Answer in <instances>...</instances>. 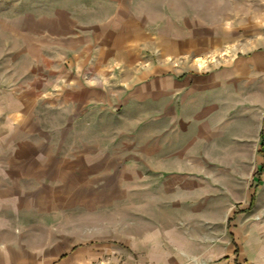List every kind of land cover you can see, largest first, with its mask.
<instances>
[{"label": "crops", "instance_id": "crops-1", "mask_svg": "<svg viewBox=\"0 0 264 264\" xmlns=\"http://www.w3.org/2000/svg\"><path fill=\"white\" fill-rule=\"evenodd\" d=\"M195 2L16 0L0 18V264H264L259 226L222 239L194 218L206 146L240 141L246 65L196 69L229 25ZM136 195L143 220L117 223L115 200L129 215Z\"/></svg>", "mask_w": 264, "mask_h": 264}, {"label": "rangeland", "instance_id": "rangeland-1", "mask_svg": "<svg viewBox=\"0 0 264 264\" xmlns=\"http://www.w3.org/2000/svg\"><path fill=\"white\" fill-rule=\"evenodd\" d=\"M15 1L0 0V18L13 13L11 10ZM195 4L200 12L205 14L199 18L210 26L215 24V27H218L224 24L223 27L226 28L229 25L226 31H212L207 34L225 42L224 44L223 41L216 42L214 47L206 50L202 55L207 61L205 67L199 68L195 65L196 69L205 71L212 67L221 68L227 61L237 60L245 62L247 66H244L242 80L236 83L235 90L238 109L235 124L238 126L237 136L240 141L230 142L233 134L227 133L218 139L221 142L206 146L209 156L206 167L209 174L207 177L201 176L197 179L203 183L199 195H202L206 205L203 209L195 211L194 218H201L209 224L218 221L219 227L222 225L220 233L214 231L213 234H208L209 237L220 236L223 239L229 233V238H232L238 230L247 236L254 225L259 226L261 235H264V172L256 182L251 181L255 166L258 164L264 166V145L261 152L262 145L257 139L259 133L264 132V115L261 120L264 113V0H196ZM227 10L230 11L229 15L226 14ZM109 124L112 127L111 121ZM116 130L114 127L111 129L110 143L113 161L118 162L117 157L120 155L118 146L121 144L119 141L124 137L114 133ZM245 138L253 140L246 141ZM123 168L113 166L112 171L120 175L124 173L121 171ZM220 170H223V174ZM132 191L131 195L135 193ZM251 199L252 205L249 204ZM122 201L125 200H115L116 211L112 217L117 223L127 219V216L132 217L133 221L143 220L142 213H138L142 210L141 197L136 195L126 200L132 204L129 215H122L120 212ZM101 207L97 216L99 222L111 220L112 217L104 214ZM183 213L186 212L179 211L180 216ZM235 222L238 223L237 230ZM232 231L234 233L231 234Z\"/></svg>", "mask_w": 264, "mask_h": 264}, {"label": "bare ground", "instance_id": "bare-ground-1", "mask_svg": "<svg viewBox=\"0 0 264 264\" xmlns=\"http://www.w3.org/2000/svg\"><path fill=\"white\" fill-rule=\"evenodd\" d=\"M195 63L199 68H202V67H205L207 61L202 57H197V59L195 60Z\"/></svg>", "mask_w": 264, "mask_h": 264}, {"label": "trees", "instance_id": "trees-1", "mask_svg": "<svg viewBox=\"0 0 264 264\" xmlns=\"http://www.w3.org/2000/svg\"><path fill=\"white\" fill-rule=\"evenodd\" d=\"M253 200V199H252Z\"/></svg>", "mask_w": 264, "mask_h": 264}]
</instances>
